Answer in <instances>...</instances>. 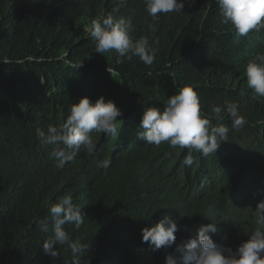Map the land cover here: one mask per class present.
Listing matches in <instances>:
<instances>
[{
  "label": "trees",
  "instance_id": "obj_1",
  "mask_svg": "<svg viewBox=\"0 0 264 264\" xmlns=\"http://www.w3.org/2000/svg\"><path fill=\"white\" fill-rule=\"evenodd\" d=\"M183 2V10L153 21L144 0H0V264H72L67 245L57 246L55 258L42 250L53 236L50 208L65 195L85 218L64 228L72 241L92 246L80 264H165L167 255L179 256L177 247L205 225V202L219 181L231 191L236 185L229 204L257 190L264 202V97L245 74L247 61L264 53V29L239 36L216 0ZM108 14L133 18L131 39L147 37L158 48L153 64L95 52L84 23ZM187 85L213 126L229 128L216 154L193 153L191 166L182 163L186 149L146 144L139 128L146 108L163 109ZM86 96L115 102L118 132H93L94 154L81 149L57 168L55 146L41 143L36 130L61 126ZM226 102L238 103L242 128H232ZM105 160L108 169L100 166ZM169 215L179 225L176 241L154 250L142 230ZM44 220L47 231L37 227ZM222 233L228 230L211 234L214 242Z\"/></svg>",
  "mask_w": 264,
  "mask_h": 264
},
{
  "label": "clouds",
  "instance_id": "obj_2",
  "mask_svg": "<svg viewBox=\"0 0 264 264\" xmlns=\"http://www.w3.org/2000/svg\"><path fill=\"white\" fill-rule=\"evenodd\" d=\"M216 3L223 22L230 24L237 35L247 36L251 31L264 29V0H216ZM144 4L153 21H158L160 14L184 8L183 0H144ZM150 29L156 31L152 25ZM133 31L131 16H121L114 20L111 14L93 19L89 29L90 36L96 43L95 52L103 55L115 51L120 58L131 60L135 56L146 65L153 64L158 48L150 44L147 37L133 41ZM82 65L83 63L77 64V69ZM108 71L110 72L109 68ZM245 74L248 87L257 96L264 97V53H256L247 61ZM224 107L232 118L233 129L242 128L247 123L240 114L238 103L226 102ZM222 110L221 106H214L212 113L218 115ZM120 116L122 112L114 101H106L101 96L92 102L86 96L79 103L72 104L65 123L59 127L49 125L47 132L37 129L36 135L41 143L55 146L51 156L57 161L56 167L63 168L81 149L89 155L94 154L96 144L92 139L93 132L115 136L121 121L117 117ZM139 128L143 130L140 137L146 144L159 146L167 143L172 148L186 149L187 154L182 163L187 166L194 163L193 153H200L203 157L216 154L221 143L227 141L229 132V128L223 124L213 126L212 116L202 111L199 94L190 85L171 96L163 109L146 108ZM110 163L111 161L105 160L100 166L108 169ZM256 211L257 223L264 226V202L258 204ZM84 218L81 208L73 203L70 195L59 198L50 208L53 236L43 243V252L55 258L59 255L57 246L67 245L73 253L72 264H80L78 257L89 252L92 246L72 241L64 226L73 224L79 228ZM48 222L40 221L37 227L47 231ZM178 231L177 220L169 215L151 228H144L143 241L150 243L154 250L170 248L176 241L175 234ZM217 231L214 223L201 225L195 238L186 240L177 247L176 251L180 255H167L165 264H264V227L253 231L250 238L236 250L214 242L211 234Z\"/></svg>",
  "mask_w": 264,
  "mask_h": 264
},
{
  "label": "rangeland",
  "instance_id": "obj_3",
  "mask_svg": "<svg viewBox=\"0 0 264 264\" xmlns=\"http://www.w3.org/2000/svg\"><path fill=\"white\" fill-rule=\"evenodd\" d=\"M84 25L87 29L90 28V24L87 22ZM225 182L224 180L219 181L211 196L206 199L203 219L205 220V225L216 224L218 231L222 230L224 232L228 230L227 234L222 233V241H218L217 243L225 247L231 245V248L236 250L243 242L250 238V234L253 231L264 227L259 225L256 219V209L263 197V193L261 190H257L253 197L247 201L237 198L234 204H229L227 198L229 193L235 190L236 185H233V190L231 191L227 189L228 184L222 186ZM214 214L217 215V218L209 223L207 219L214 216ZM222 217H227V219H222ZM222 222L225 223L221 224Z\"/></svg>",
  "mask_w": 264,
  "mask_h": 264
}]
</instances>
